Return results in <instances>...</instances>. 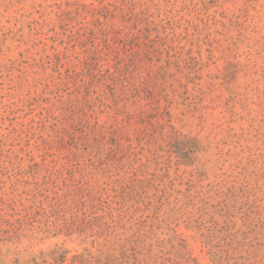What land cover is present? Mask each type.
<instances>
[{"label":"rangeland","instance_id":"374dc122","mask_svg":"<svg viewBox=\"0 0 264 264\" xmlns=\"http://www.w3.org/2000/svg\"><path fill=\"white\" fill-rule=\"evenodd\" d=\"M0 264H264V0H0Z\"/></svg>","mask_w":264,"mask_h":264}]
</instances>
